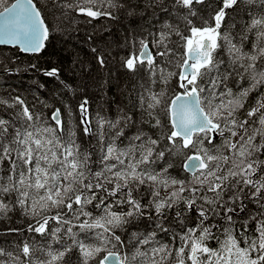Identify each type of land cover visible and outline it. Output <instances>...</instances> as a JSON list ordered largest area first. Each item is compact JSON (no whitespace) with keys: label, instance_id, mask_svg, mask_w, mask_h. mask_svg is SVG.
Listing matches in <instances>:
<instances>
[{"label":"snow or ice","instance_id":"1","mask_svg":"<svg viewBox=\"0 0 264 264\" xmlns=\"http://www.w3.org/2000/svg\"><path fill=\"white\" fill-rule=\"evenodd\" d=\"M204 3L205 0H173L174 10H187V15L183 16L187 34L165 22L158 33L152 34L155 56L148 41L140 40L139 54L125 60V67L131 71L136 70L137 64L146 62L153 75L159 71L160 80L165 84L176 76L181 91L167 99L164 91L147 88L141 92L137 97L138 106L141 114L149 117L147 121L137 122L123 109L114 119L98 115L100 154L96 162L91 152H81L75 139L76 131L70 124L66 127L59 108L51 115L55 125L52 126L45 124L42 115L31 111L19 96L11 103L0 99V104L8 108L21 106L14 117L19 121L18 127L13 120L0 118V166L8 164L7 176H0V214L10 211L3 197L15 194L16 204L35 221L29 224L28 231L61 244L60 249H53L51 242L39 247L24 242L20 249L23 261L21 256H13L0 248V257H9V261L0 260V264H64L65 257L74 250L81 264H90L102 252L106 254L98 264H165L173 256L175 264H264V212L259 218L255 215L249 218L255 223V235L251 237L247 234V221L240 229H235L233 220V214L238 211L236 204L243 199L264 208V161L257 158L264 152V91L259 90L264 86V15L253 16L246 25V33H252L254 39L251 50L245 51L244 44L249 41L247 34H241L238 42H234L229 31H221L228 11L235 9L240 0H218L205 26L196 27L189 17L196 16L194 4ZM62 6L95 19L113 18V12L107 9L124 8L125 4L117 0H74ZM0 8L3 9L0 11V44L18 45L25 53H41L49 30L33 0H16L10 6L6 5V0H0ZM162 10L167 11L163 7ZM173 35L180 38L183 47L179 73L166 72L157 64L158 58L170 62L168 58L174 55L170 46ZM221 50L228 57V66L223 71L221 66L225 61L217 58ZM91 51L97 53L95 47ZM96 60L104 67L103 54L98 53ZM31 67L35 69L36 65ZM42 71L49 78H58L60 74L56 67ZM234 78L237 83L248 81V87L241 83L234 92L228 86ZM64 87L70 88V85ZM253 93L256 94L255 106L248 108L244 119H240L241 110ZM162 105L171 126L167 141L172 148L179 144L181 150L192 152L183 164L185 172L190 173L187 180L171 177L167 168L155 171L151 167L156 160L165 157V152L156 150L159 140L147 135L138 123L162 127L161 120L154 115ZM79 113L83 133L97 135L88 118L87 97L80 102ZM105 127L113 133L108 139ZM133 128L136 130L127 135ZM240 130L243 135L239 134ZM217 135L223 138L221 146L214 143ZM124 140L128 144L120 147L117 142ZM221 147L227 150L226 154L220 151ZM94 163L99 164L96 170H93ZM142 185L150 189L149 204H142L134 195ZM160 188L172 190L161 198ZM186 192L191 195L183 196ZM198 201L203 203L198 204ZM181 202L184 209L175 213L176 219L183 222V212L195 209L199 223L181 233L173 232L171 246L156 241L155 231L146 235L133 231L129 244L134 243L136 247L131 258L113 250L125 243L117 230L135 227L137 220L146 215L145 209L154 208L155 214L166 220L167 211ZM88 206L99 210V215L88 211ZM117 206H126L127 210L115 211ZM239 210H243L242 203ZM210 216H222L229 225L223 229L224 239L218 241L217 249L207 244L209 239L215 238L211 233L212 225H205ZM51 221L58 226L51 227ZM157 227L166 234L171 231L162 223ZM75 228L79 232L74 231ZM81 234L86 238L94 236L96 242L86 243L79 238ZM65 236L70 243L64 241ZM150 244L155 246L147 251L139 247ZM36 251L44 258L33 260Z\"/></svg>","mask_w":264,"mask_h":264},{"label":"trees","instance_id":"2","mask_svg":"<svg viewBox=\"0 0 264 264\" xmlns=\"http://www.w3.org/2000/svg\"><path fill=\"white\" fill-rule=\"evenodd\" d=\"M11 1L6 0V5ZM33 1L40 9L49 27L45 49L41 53L28 55L16 47L0 46V99L8 100L11 103L16 96H19L31 111L42 115L45 124L52 126L55 125L54 121L51 120V115L55 109L59 108L62 120L66 122V127L70 124L75 129L76 143L80 145L81 152H91L94 162L98 161L100 154L98 115L114 119L118 111L123 109L124 112L132 115L135 121L139 122L141 119L147 121L149 117L146 114L142 115L138 106L137 97L141 92L147 88H151L155 92L164 91L166 93L165 99H167L181 91L176 76H172L165 84L160 80L159 71L153 75L146 62L144 65L137 64L135 71L128 70L124 64L125 60L129 58V53L136 54L140 40L148 41L155 56L156 50L152 45V34L158 33L165 22L187 34L188 26L183 19V16L187 15V10H174L171 7L173 0H117L118 3L125 4V7L107 9L113 12V18L98 17L95 19L62 6L65 3H73L74 0H48L45 6L41 0ZM217 5L218 0H205L203 5L194 4L193 10L196 12V16L189 17L192 19L193 25L196 27L205 26L204 22L208 21L210 16L214 14ZM162 7L167 11H163ZM130 12L131 14H129ZM261 15H264V0H240L235 9L228 11L221 31H229L234 37V42H238L241 34H247L249 41L245 42L244 50L250 51L251 41L254 37L252 33H246V25L250 23L253 16ZM137 38L138 41L136 42ZM170 46L174 53L168 58L170 62L161 61L158 58L157 64L159 67L165 68L166 72L179 73V64L183 54L180 38L173 35ZM93 47L97 49V53L91 51ZM98 53L103 54L105 58L104 67H101L96 60ZM217 58L225 61V64L221 66V71H223L228 66V57L221 50ZM32 65H36V68L33 69ZM51 67L60 69L58 78H49L43 74L42 70ZM241 83L244 87H248V81L237 83L235 78L229 81L228 86L235 92L239 90ZM65 84L70 85V88H65ZM259 90L264 91V86ZM85 97L88 99V118L91 121L92 131L97 135H85L82 130L79 104ZM255 99L256 94L253 93L249 97L245 109L241 110L240 119H244V113L248 108L255 106ZM20 111V105L8 108L6 105L0 104V118L13 120L17 127L19 121L14 120V117ZM154 115L161 120L162 127L153 128L147 123L143 125L138 123V126L143 127L147 135L159 140L156 150L165 152V157L156 160L151 167L155 171L167 168L168 175L177 180L189 179L190 173L185 172L183 162L192 152L188 149L181 150L179 144L176 148H172L167 141L166 135L171 126L168 123L165 106L162 105L157 108ZM152 122L154 123V120ZM135 130V128L128 130L127 135L130 136ZM9 131L11 132L12 129ZM104 132L106 139L113 135L107 127H105ZM239 134L243 135V131L240 130ZM249 134H251V130H249ZM257 142H259V137H257ZM117 143L120 147H124L128 141L124 140L123 143L118 141ZM214 143L221 146L223 138L217 135ZM220 151L227 153V150L222 147ZM257 158L264 161V152L259 153ZM98 167V163L93 164V170ZM7 170L8 164L5 162L4 165L0 166V176L6 177ZM171 190L160 188V197L168 196ZM149 193L150 189L146 185H142L138 191L134 192V195L142 204H149L152 199ZM182 195L190 196L191 194L186 192ZM207 195L211 196L212 193H207ZM3 198L5 203L9 204L10 211L6 214H0V248L4 249L5 252L13 253V256H21L22 261L25 258L20 249L24 242L36 247L51 242L53 249L61 248V244L51 241L50 237H42L35 232L28 231L29 224H34L35 221L16 204L15 194ZM202 203V201H198V204ZM241 203L243 210H239ZM236 207L238 211L233 214L234 228L240 229L241 225L247 221L249 224L247 234L250 237L254 236L255 223L249 218L253 215L259 218V214L264 212V208L250 199L237 202ZM183 209V202L177 204L174 209L167 211L166 220L156 215L154 208L145 209L146 215L137 220L135 227L117 230V234L125 243L124 246H117L113 250L131 258L136 247L134 243L129 244L130 233L133 231L142 235L155 231L156 241L171 246L173 232L181 233L186 228L195 227L199 223L198 213L195 209L183 212V222L177 220L175 213ZM87 210L91 211L93 215H99V210L92 206H88ZM114 210L126 211L127 207L117 206L114 207ZM147 213L151 214L148 215ZM83 219L85 217H81V220ZM158 223H162L165 228H169L171 231L167 234L161 232L157 227ZM55 224L54 221L50 222L53 228L58 226ZM208 224L212 225L211 233L215 238L209 239L207 244L210 248L217 249L220 247L218 241L224 239L223 229L229 225L222 216H210L209 220L205 221V225ZM74 231L79 232V229L75 228ZM79 238L85 240L86 243L96 242L92 235L86 238L85 235L81 234ZM64 241L71 242L67 236L64 237ZM153 246L155 245H139L142 251H147ZM77 254L78 252L74 250L73 253L66 256L64 264H81L79 259L76 261ZM105 254V252L100 253L90 264H98L99 259ZM37 258H44L40 251L35 252L33 260ZM0 260L9 261V257L3 256L0 257ZM165 264H175V257L173 256Z\"/></svg>","mask_w":264,"mask_h":264},{"label":"rangeland","instance_id":"3","mask_svg":"<svg viewBox=\"0 0 264 264\" xmlns=\"http://www.w3.org/2000/svg\"><path fill=\"white\" fill-rule=\"evenodd\" d=\"M43 3V5L45 6V4H47V2H48V0H41ZM53 20H54V18H52ZM138 41V38H137V40H136V42ZM139 50H140V46H139V49L137 50V52H136V55H138V52H139ZM131 55H133V53H129V57L131 56ZM180 69V68H179ZM180 71V70H179ZM55 226H56V224H55ZM115 251V250H114ZM78 254L76 255V261H78Z\"/></svg>","mask_w":264,"mask_h":264},{"label":"water","instance_id":"4","mask_svg":"<svg viewBox=\"0 0 264 264\" xmlns=\"http://www.w3.org/2000/svg\"><path fill=\"white\" fill-rule=\"evenodd\" d=\"M16 2V0H13L8 6H10L11 4H13V3H15ZM34 3V2H33ZM3 10V9H2ZM1 10V11H2ZM0 45H5V46H17V47H19L18 45H11V44H0ZM149 49H150V47H149ZM151 50V49H150ZM23 52V51H22ZM139 52H140V50H139ZM23 53H25V52H23ZM29 54V53H28ZM30 54H33V53H30ZM139 54V53H138ZM184 162H185V160H184ZM184 162H183V164H184Z\"/></svg>","mask_w":264,"mask_h":264},{"label":"flooded vegetation","instance_id":"5","mask_svg":"<svg viewBox=\"0 0 264 264\" xmlns=\"http://www.w3.org/2000/svg\"><path fill=\"white\" fill-rule=\"evenodd\" d=\"M12 1H13V0H12ZM12 1H11V2H12ZM11 2H10V3H11ZM33 2H34V1H33ZM10 3H9V4H10ZM9 4H7V5H9ZM34 4H35V2H34ZM35 5H36V4H35ZM36 6H37V5H36ZM42 7H43V6H42ZM37 8H38V7H37ZM38 9H39V8H38ZM1 10H2V9H0V11H1ZM39 10H40V9H39ZM40 12H41V11H40ZM41 15H42V14H41ZM42 17H43V16H42ZM45 24L47 25L46 22H45ZM47 27H48V25H47ZM48 30H49V27H48ZM45 43H46V41H45ZM0 46H5V45H0ZM5 47H6V46H5ZM7 47H16V48L20 49V48L17 47V46H7ZM25 54H28V53H25ZM29 54H30V53H29ZM29 54H28V55H29Z\"/></svg>","mask_w":264,"mask_h":264}]
</instances>
